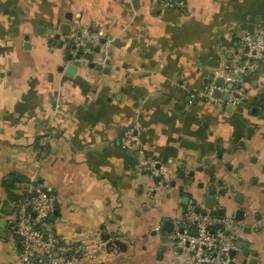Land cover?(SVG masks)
Listing matches in <instances>:
<instances>
[{"label": "crops", "instance_id": "1", "mask_svg": "<svg viewBox=\"0 0 264 264\" xmlns=\"http://www.w3.org/2000/svg\"><path fill=\"white\" fill-rule=\"evenodd\" d=\"M165 3L0 0V264H18L13 206L35 187L55 197L52 231L93 254L74 264H191L163 229L189 203L240 222L229 264H264V64L237 105L190 96L240 66L264 0ZM77 26L102 38L74 66ZM140 155L167 190L148 195Z\"/></svg>", "mask_w": 264, "mask_h": 264}, {"label": "built area", "instance_id": "2", "mask_svg": "<svg viewBox=\"0 0 264 264\" xmlns=\"http://www.w3.org/2000/svg\"><path fill=\"white\" fill-rule=\"evenodd\" d=\"M185 2L186 0H170L169 4L164 5L182 12ZM101 38V33L88 27L72 28L66 39L72 60L80 61ZM241 46L243 65L231 68L221 87L211 82L190 96L215 103L218 99L213 97V92L219 90L221 94H235L229 100L232 106L241 102L244 98L240 86L242 79L258 74L264 64V25L246 33ZM228 84L232 85L231 90L227 88ZM119 142L124 149L135 144L137 139L133 130L128 129ZM157 164V161L140 155L138 167L158 178L154 186L148 189L149 196L157 191L167 190L170 186L169 180L160 175ZM196 207L195 204H187L181 216L173 221L170 234L173 246L181 248L191 264H229L230 253L242 228L240 222L232 216L219 215L215 209L196 212ZM54 210L55 197L49 190L39 187L22 194L14 203L11 230L17 243L18 264H74L93 258L86 245L68 242L52 231L50 219ZM159 229L160 227L156 228Z\"/></svg>", "mask_w": 264, "mask_h": 264}, {"label": "water", "instance_id": "3", "mask_svg": "<svg viewBox=\"0 0 264 264\" xmlns=\"http://www.w3.org/2000/svg\"><path fill=\"white\" fill-rule=\"evenodd\" d=\"M95 52H98V50H95ZM77 58H78V57H77ZM67 59H68L69 61L72 60V57H71L70 54L67 55ZM82 59H84V60H91V59H92V54H91V53L84 54L83 57H82ZM75 65H76V66L78 65V61H76V62L74 63V66H75ZM242 65H243V63L240 64V66H242ZM74 66H73V65L68 66V67L66 68V74H68V75H73V74H74V71H75ZM215 84H216V86L221 87V86L224 84V80H223L222 78L217 79L216 82H215ZM227 88H228L229 90H231L232 85H231V84H228V85H227ZM220 95H221V93L219 92V90H215V91L213 92V97L216 98V99H218V98L220 97ZM228 97H229V92H225V94H224V98L226 99V98H228ZM252 111L255 112V111H256V108H254ZM206 201H211V202H212V201H213V198H206L205 203H206ZM213 204H214V202H213ZM212 207H213V205H211V206H210V205H209V206L204 205V208H205L206 210H211ZM195 210H196V212H199V211H200V209L197 208V207L195 208ZM220 214H221V212L219 211V215H220ZM55 215H56V213H54V214L52 215V217H51V219H50L51 221L54 220ZM167 226L169 227V229L166 228ZM163 229H164L165 231H167V232H172V223L169 222V221L165 222V223H164V228H163ZM230 258H232V255L230 256Z\"/></svg>", "mask_w": 264, "mask_h": 264}, {"label": "trees", "instance_id": "4", "mask_svg": "<svg viewBox=\"0 0 264 264\" xmlns=\"http://www.w3.org/2000/svg\"><path fill=\"white\" fill-rule=\"evenodd\" d=\"M8 196L11 198V194L10 193H8Z\"/></svg>", "mask_w": 264, "mask_h": 264}, {"label": "rangeland", "instance_id": "5", "mask_svg": "<svg viewBox=\"0 0 264 264\" xmlns=\"http://www.w3.org/2000/svg\"><path fill=\"white\" fill-rule=\"evenodd\" d=\"M14 239H15V237H14Z\"/></svg>", "mask_w": 264, "mask_h": 264}]
</instances>
